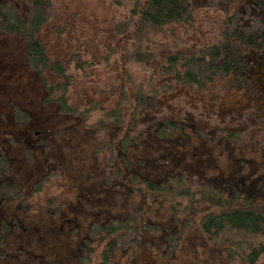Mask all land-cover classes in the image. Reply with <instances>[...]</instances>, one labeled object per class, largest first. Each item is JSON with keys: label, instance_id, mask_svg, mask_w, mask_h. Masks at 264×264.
Listing matches in <instances>:
<instances>
[{"label": "trees", "instance_id": "obj_1", "mask_svg": "<svg viewBox=\"0 0 264 264\" xmlns=\"http://www.w3.org/2000/svg\"><path fill=\"white\" fill-rule=\"evenodd\" d=\"M55 1L0 0V35L25 41L41 106L57 122L50 129L33 117L32 140L12 142L45 162L29 185L0 145V264L39 259L9 244L23 211L79 229L73 264H173L185 237L208 258L179 264H264V173L254 161L264 159V0H128L101 30L110 56L81 49L51 59L40 34ZM111 55L110 74H126L93 96L92 83L112 78L94 79ZM131 61L145 76L129 74ZM17 107L14 127H28ZM83 149L88 169L78 177L72 159ZM162 209L166 220L151 214ZM146 252L153 259L143 262Z\"/></svg>", "mask_w": 264, "mask_h": 264}, {"label": "rangeland", "instance_id": "obj_2", "mask_svg": "<svg viewBox=\"0 0 264 264\" xmlns=\"http://www.w3.org/2000/svg\"><path fill=\"white\" fill-rule=\"evenodd\" d=\"M119 1L120 4H116ZM119 1H114L115 5L112 6L111 0H56V12L54 15L56 24L54 26V19L53 22L44 26L40 34L45 40L46 50L51 59H55L56 57L69 58L72 55L71 50L79 52L82 51L81 49H87L91 57H95V55L99 57L110 56L111 53L109 49L99 41L103 37V35H101V30L109 25V20L111 16L114 15V11L117 17L124 15L127 11L128 0ZM96 10H98L97 13ZM93 12L97 17L93 15ZM76 14L79 15L77 21H75L77 19ZM69 15L70 17L67 18ZM87 15H92L93 21L84 24ZM86 26H88V28ZM56 27L61 29L57 30ZM196 39L197 38L193 37L192 40L196 41ZM189 40L192 42L190 38ZM113 61L114 55H111L107 62H103L101 66L97 68L98 72L94 70L95 80L104 78V76L108 78L112 76V78L109 79L108 82L104 80V83H102V81H100L102 84H98L99 86H92V83L90 90L93 96H102L105 92L109 91L108 89L111 90L117 86V84L120 83V77L126 74H118L116 79H114L115 72H113L112 75L110 74V67L113 65ZM126 68L130 69L128 70L130 75H133V73L137 75L138 73L141 77L145 76V71H141L142 67L132 61ZM42 88V82H40L38 78H35L33 72L28 68L26 43L21 38V35L11 30H3L2 35H0V145L2 144L3 149H7L8 155H6L10 157L12 166V170L10 171L11 174H14L20 180L22 179L24 181L23 184L28 185L33 182V177L35 175L39 176L42 173L45 162L41 157H35L34 159L33 156L30 157L32 159H30L29 156L26 157L22 152V145L15 146L12 142L15 140L20 141V138H23L25 143H27L26 139L29 141L32 140L33 117L38 123L44 124L50 129L57 125L56 119L49 115L48 108L43 105V107L41 106L40 98L43 95ZM16 106H19L16 109H19L21 113L29 115V119L32 122L27 124L28 127H22V125L17 126L19 128L14 127L15 124L11 120L10 114ZM22 108L26 110L23 111L21 110ZM201 110L202 106L199 111ZM208 116L209 115L203 119L204 122L201 121L203 122V124H200L201 127H206V119L209 118ZM8 129H10V131ZM14 133H16V135ZM5 135L9 140L2 141ZM256 145H252L251 148L257 150ZM263 146L264 143L262 148ZM63 151H65V149H63L62 152ZM75 154L76 156L72 159V164H76L78 169H73L77 171H75L76 175L81 177L88 169V154L85 153L84 149L77 151ZM241 155L248 159L254 156V153L249 154L247 151ZM260 157V155H256V158H254V161L259 166L257 174L264 173V159ZM222 158L223 157H221V160ZM189 163H193V159H190ZM220 164L222 165V162H220ZM225 170H227V168ZM8 175L11 176L10 174ZM195 177H197V175ZM45 192L48 195L56 192V189L50 187ZM61 198L64 200L62 196ZM165 210L166 209L159 210L157 214L153 210L151 214L153 216L158 215L162 220H166L167 214ZM19 214L23 220L21 225L9 235L10 245L13 244L21 248L25 247L28 253L37 255L39 259L32 264L74 263L72 256L75 246L74 243L76 242L74 235L79 232V229L70 234V225H67L65 228L59 227L56 223L42 219V216V218L32 217L29 211L28 213L23 211ZM184 246H186L190 252L185 251L184 249L186 248ZM207 249V246L194 242L193 238L186 239L185 237L183 245L177 250L179 251L177 255L180 257H178L173 264L188 263V259L190 260L192 253H196L199 259L204 261L207 257ZM148 253L149 252L142 254L143 257L147 256L146 258H142L143 262H148L153 259L151 253L150 256ZM181 253L185 257L184 260H182ZM29 256L31 257L30 254Z\"/></svg>", "mask_w": 264, "mask_h": 264}]
</instances>
